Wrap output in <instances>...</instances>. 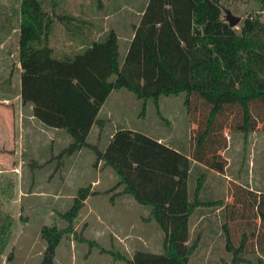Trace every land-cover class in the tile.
I'll return each mask as SVG.
<instances>
[{
    "label": "trees",
    "instance_id": "obj_1",
    "mask_svg": "<svg viewBox=\"0 0 264 264\" xmlns=\"http://www.w3.org/2000/svg\"><path fill=\"white\" fill-rule=\"evenodd\" d=\"M47 4L56 7V0H46ZM53 13L43 0L20 1L22 103H30L33 116L45 126L66 130L71 142L64 152L92 148L96 161L115 172L121 193L150 206V217L163 232L161 252L136 249L127 257L110 251L113 257L127 264H189L204 238L200 232L191 236L190 216L206 205L222 209L224 248L232 256L223 262L244 264L252 262L245 255H254L264 264L258 255L259 251L264 255V188L256 192L233 181L236 200L229 206L220 199L200 198L201 190L208 189L206 172L225 173L227 162L220 153L227 147L225 130L246 136L264 129V21L259 15L249 14L235 29L223 17L219 0H147L121 57L114 29L91 38L90 31L83 34L84 19ZM55 18L70 39L79 37L85 46L56 54L49 44ZM121 87L141 98L143 108L148 99L158 104L160 95L184 92L183 104L192 121H197L195 113L201 106L190 154L126 127L115 129L103 148L89 144L87 136L99 122L102 104ZM90 193V185L80 187L71 206L58 212L64 227L41 225L45 248L39 264H53L56 246L75 232L74 222ZM239 205L251 209L259 223L256 228L245 221L235 243L227 221L236 215L247 217L248 212H236ZM197 214L201 217L202 210ZM11 228V216L0 210V256Z\"/></svg>",
    "mask_w": 264,
    "mask_h": 264
},
{
    "label": "rangeland",
    "instance_id": "obj_2",
    "mask_svg": "<svg viewBox=\"0 0 264 264\" xmlns=\"http://www.w3.org/2000/svg\"><path fill=\"white\" fill-rule=\"evenodd\" d=\"M20 1L0 0V97L8 93L11 105L16 104L15 95L20 87L17 81ZM146 2L56 0V7H53L43 0V5L51 15L53 12L68 13L84 19L83 34L90 31L91 38L114 29L122 57ZM219 3L223 17L225 9L240 17L235 29L249 14L256 13L264 21L263 0H219ZM79 39H70L62 22L54 19L49 44L56 54L80 50L85 45ZM184 97V92L160 95L158 104L148 99L143 108V100L132 91L124 87L113 89L105 99L97 116L99 122L93 125L87 141L103 148L113 130L126 127L177 146L189 155L203 108L199 106L196 110L197 121L190 120L183 104ZM225 134L227 147L220 152L227 162L225 173L219 175L208 170L205 178L208 189L201 190L200 198L220 199L229 206L236 200L231 193L233 181L256 192L264 188V129L254 130L246 136L226 129ZM16 142L8 152L0 154V210L12 218L11 235L0 256V264H39L45 248L40 235L41 225L64 227L66 222L58 212L68 209L78 189L88 185L92 193L84 200L74 222L75 232L66 234L56 246L53 264H127L115 259L110 251L127 257L136 249L162 251L163 232L150 217V206L138 203L131 194L121 193L115 172L96 161L92 148L85 146L71 154L64 152L71 136L62 128L52 133L49 130L36 134L27 132L20 148ZM34 158L42 163H36ZM191 185L192 180L188 179L189 188ZM234 209L248 212L247 217L236 215L227 221L236 243L246 228L244 222L256 224L257 228L259 220L249 208L239 205ZM198 210L203 212L201 222ZM222 218V209L206 205L192 213L191 236L200 232L204 238L200 249L191 255L189 264L231 261V254L224 248ZM76 232L84 240L75 235ZM258 250H255L256 254ZM258 255L264 258L260 251ZM244 257L252 258V262L244 264H260L254 255Z\"/></svg>",
    "mask_w": 264,
    "mask_h": 264
},
{
    "label": "crops",
    "instance_id": "obj_3",
    "mask_svg": "<svg viewBox=\"0 0 264 264\" xmlns=\"http://www.w3.org/2000/svg\"><path fill=\"white\" fill-rule=\"evenodd\" d=\"M17 67H18L17 81H18V86H20V73H21L20 64H18ZM19 89L17 95H15L16 104L13 105L9 104L10 95L8 93H5V95L2 94V96L0 97V154H5L6 152H8L10 148L15 144L13 143L15 142V140H17L16 143L20 148L22 145L21 144L22 139L24 138V135L27 134V132L31 134H36L44 130L45 131L49 130L51 131V133L55 131H59V128L45 126L41 121H39L37 118L33 116L32 105L27 102L22 103ZM173 147L176 149L178 148L177 146H173ZM34 160L36 163H42V161H39L36 158H34ZM40 192L42 193V191Z\"/></svg>",
    "mask_w": 264,
    "mask_h": 264
},
{
    "label": "water",
    "instance_id": "obj_4",
    "mask_svg": "<svg viewBox=\"0 0 264 264\" xmlns=\"http://www.w3.org/2000/svg\"><path fill=\"white\" fill-rule=\"evenodd\" d=\"M224 18L231 27H234L240 21V17L232 14L229 9H225Z\"/></svg>",
    "mask_w": 264,
    "mask_h": 264
}]
</instances>
